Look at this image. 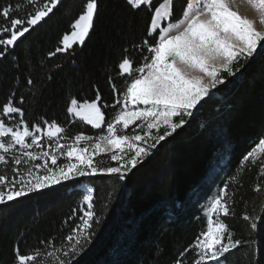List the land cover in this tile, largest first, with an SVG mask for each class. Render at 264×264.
Returning <instances> with one entry per match:
<instances>
[{
  "label": "snow or ice",
  "instance_id": "snow-or-ice-1",
  "mask_svg": "<svg viewBox=\"0 0 264 264\" xmlns=\"http://www.w3.org/2000/svg\"><path fill=\"white\" fill-rule=\"evenodd\" d=\"M123 6L130 16L147 11L149 19L140 41L122 49L117 77L125 80L123 89H117L113 76L108 77L113 103L104 102L95 88L94 99L81 101L69 95L64 124L43 115L26 116L48 99L50 83L66 66H79L78 52L94 34L102 0H82L54 50L32 65L43 69L42 74L36 77L30 71L23 86L17 75L6 100L0 102V206L11 208L22 198L71 185L82 189L81 203L56 235L40 239L27 251L15 242L11 264H82L108 205L98 211L95 190L89 187L93 181L83 183L81 178H107L125 185L162 142L190 126L221 86L227 88L232 78L243 77L264 56V0H123ZM243 7L255 16L242 12ZM64 8V0H0V62L11 57L19 72L14 55L18 42ZM134 53L140 55L139 62ZM61 56L63 62L48 63ZM77 122L90 126L95 134L72 131ZM102 153L115 166L95 159ZM253 169L258 180L264 178V137L202 206L205 228L175 255L172 264H228L240 249L251 252V264H264L262 245L256 239L264 232V217L243 212L240 219L246 222L247 238L237 236L229 222L236 218L243 177ZM262 191L264 183H256L253 192ZM239 202L247 204L242 195ZM159 254L157 245L154 255Z\"/></svg>",
  "mask_w": 264,
  "mask_h": 264
},
{
  "label": "trees",
  "instance_id": "trees-1",
  "mask_svg": "<svg viewBox=\"0 0 264 264\" xmlns=\"http://www.w3.org/2000/svg\"><path fill=\"white\" fill-rule=\"evenodd\" d=\"M64 3L65 8L48 23L26 34L23 43L18 42L14 55L19 59V72L11 57L0 62V102L6 100L17 75L23 86L30 71L36 77L42 74L43 69L32 65L54 50L78 14L82 0ZM148 19L147 11L130 16L123 0H102L94 34L82 53L78 52L79 66H66L50 83L45 93L48 99L35 108V113L29 110L26 116L43 115L64 124L69 95L81 101L94 99L95 88H99L104 102L113 103L108 77L113 76L117 89H123L126 82L117 77L122 49L132 41H140ZM133 55L139 62L140 55ZM64 59L61 56L48 63ZM232 80L227 88L221 86L222 90L200 110L190 126L180 130V135L162 142L125 185L107 178L81 179L83 183L93 181L89 186L95 190L98 211L108 205L96 240L81 257L82 264H172L175 255L193 243L206 226L199 207L201 201L213 185L222 186L242 156L264 137V56L258 57L243 77L238 75ZM72 131L95 134L90 126L79 122ZM96 160L115 166L107 154ZM212 176L214 181L209 183ZM256 183H264V178L258 180L255 169L244 175L237 195L236 218L229 221L237 236L247 238L246 222L240 219L244 211L264 217V191L253 192ZM80 192L78 185H71L48 195L22 198L19 203L13 202L11 208L0 206V264H11L15 242L27 251L38 246L40 239L55 236L62 222L81 203ZM241 195L247 204L239 202ZM256 239L261 242L264 258V232H259ZM157 245L160 254L154 255ZM251 258L249 250H236L228 264H251Z\"/></svg>",
  "mask_w": 264,
  "mask_h": 264
},
{
  "label": "rangeland",
  "instance_id": "rangeland-1",
  "mask_svg": "<svg viewBox=\"0 0 264 264\" xmlns=\"http://www.w3.org/2000/svg\"><path fill=\"white\" fill-rule=\"evenodd\" d=\"M241 11L242 12H244L245 14H247V15H250V16H255V13L254 12H252L249 8H247V7H243L242 9H241ZM101 155H105L104 153H102ZM100 155V156H101ZM99 157V156H98ZM98 157H96V158H98ZM95 158V159H96ZM216 174H219V171L216 173ZM91 178V177H90ZM81 179H88V178H81ZM214 181V176H212V178H210V182L209 183H212ZM217 187H218V185H213L212 186V189H211V191L209 192V194L201 201V203H200V208H201V211H202V206L207 202V200L217 191Z\"/></svg>",
  "mask_w": 264,
  "mask_h": 264
},
{
  "label": "bare ground",
  "instance_id": "bare-ground-1",
  "mask_svg": "<svg viewBox=\"0 0 264 264\" xmlns=\"http://www.w3.org/2000/svg\"><path fill=\"white\" fill-rule=\"evenodd\" d=\"M89 187H91V186H89ZM82 190V189H81Z\"/></svg>",
  "mask_w": 264,
  "mask_h": 264
}]
</instances>
